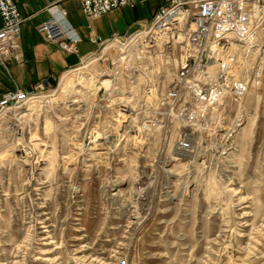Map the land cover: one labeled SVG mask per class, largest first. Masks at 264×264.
<instances>
[{"label":"rangeland","instance_id":"374dc122","mask_svg":"<svg viewBox=\"0 0 264 264\" xmlns=\"http://www.w3.org/2000/svg\"><path fill=\"white\" fill-rule=\"evenodd\" d=\"M160 3L139 2V16ZM135 15L102 16L101 38L125 32ZM235 40L247 93L226 102L212 138L201 122L190 153L176 148L173 128L165 143L160 132L130 140L105 110L109 61L99 79L69 72L54 97L1 113L0 264H264V88L254 66L264 26ZM159 56L138 75L165 89L175 63ZM133 116L140 125L142 113ZM92 129L113 140L88 144Z\"/></svg>","mask_w":264,"mask_h":264},{"label":"built area","instance_id":"2783aa9c","mask_svg":"<svg viewBox=\"0 0 264 264\" xmlns=\"http://www.w3.org/2000/svg\"><path fill=\"white\" fill-rule=\"evenodd\" d=\"M64 1L55 0L46 8L49 15L36 30L45 41L73 53L77 51L80 36L68 23L67 11L61 6ZM79 1L83 15L90 23L122 7L134 8L146 0ZM24 21L15 0H0L1 62L19 58ZM262 26L264 0H161L149 21L137 22L124 34L107 38L90 35L89 41L96 49L67 71L81 70L83 75L87 71L99 79L103 70L98 72L97 66L109 61L108 72L104 70L108 75L106 81H109L107 89L110 88L107 94L110 100L105 110L115 114L123 129H129L130 140L139 142L142 134L166 133L173 128L176 148L181 153H190L194 145L200 144L195 132L201 130V122L208 119L209 138H212L224 122L221 113L226 102L232 99L241 104L248 82L243 78L239 69L241 63L235 56L239 46L235 38L240 40L245 32H256ZM87 28H91L90 24ZM108 52H112L113 57L105 56ZM158 53L159 57L162 54L175 63L174 75L165 89L152 82L146 76V70L145 76L138 75ZM254 66L255 82L264 88V44L257 48ZM60 77H46L29 88L4 93L0 97V114L34 102L42 93L54 97ZM141 96L144 98L138 107L136 98ZM137 110L142 113L140 125L133 116L139 113ZM237 120L240 122V117ZM124 123L127 124L124 126ZM92 131L86 137L88 144L101 145L113 140L111 136L94 137ZM165 133L163 143L167 142ZM117 264H127V261L120 259Z\"/></svg>","mask_w":264,"mask_h":264},{"label":"crops","instance_id":"0c3cea01","mask_svg":"<svg viewBox=\"0 0 264 264\" xmlns=\"http://www.w3.org/2000/svg\"><path fill=\"white\" fill-rule=\"evenodd\" d=\"M15 2L25 17V21L21 26L19 58L0 61V97L9 91L29 88L40 79L46 77L57 79L71 72L67 70L78 65L83 57L96 49V45L89 41V36L94 34L102 37L97 30L101 19L88 23L81 11L80 1L65 0L61 6L66 9L68 23L80 36V42L77 44L76 52H64L57 44L45 41L36 30V26L49 15L46 8L55 0H15ZM137 7L138 4L134 7L137 17H134L125 32L112 31L103 38L113 34H124L132 29L131 27H134L137 22L149 21L152 18L140 17L139 14L143 12ZM123 8L125 7L113 11L111 14L120 13ZM88 24L91 26L90 29L87 28Z\"/></svg>","mask_w":264,"mask_h":264},{"label":"bare ground","instance_id":"6f19581e","mask_svg":"<svg viewBox=\"0 0 264 264\" xmlns=\"http://www.w3.org/2000/svg\"><path fill=\"white\" fill-rule=\"evenodd\" d=\"M245 34H246V32H245ZM97 145V144H96Z\"/></svg>","mask_w":264,"mask_h":264}]
</instances>
